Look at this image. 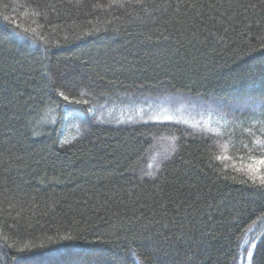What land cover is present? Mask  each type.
<instances>
[{
  "label": "trees",
  "instance_id": "obj_1",
  "mask_svg": "<svg viewBox=\"0 0 264 264\" xmlns=\"http://www.w3.org/2000/svg\"><path fill=\"white\" fill-rule=\"evenodd\" d=\"M159 96L264 103V0H0V264H236L264 223L260 127L220 145L92 115L61 142L66 112Z\"/></svg>",
  "mask_w": 264,
  "mask_h": 264
},
{
  "label": "rangeland",
  "instance_id": "obj_2",
  "mask_svg": "<svg viewBox=\"0 0 264 264\" xmlns=\"http://www.w3.org/2000/svg\"><path fill=\"white\" fill-rule=\"evenodd\" d=\"M249 100L250 99L245 97L240 106L230 105L227 107L226 113H224L221 106L197 105L189 99L178 97L171 98L168 96H159L158 98L139 97L135 99L132 97H120L116 101H113L112 104L116 106L109 110L104 107H97L94 112H88L86 114L72 111L66 112L61 131L68 137L65 138V135L61 138V142L64 144L66 141L70 140L69 137L74 139L78 136L92 120V115H94V122L99 125L114 126L119 124L129 127L135 124L148 122L180 124L182 127L186 128L185 131H188L194 136L204 138L212 136L220 145H224L226 142L225 140L230 141L229 136L233 135L236 130H239L241 125H246L253 129L260 127L263 134L262 136H264V103H261L259 106H251L250 103L247 104ZM204 110H206L207 113L204 114ZM246 114H248L247 117L249 119L242 116ZM248 133L249 135H253V133L245 131L246 135H248ZM163 141L165 144L162 145L158 143L154 146V150H152V153L156 151V161L155 158L153 159L154 164L166 159L170 152H172L171 142L167 143V141ZM253 143L254 148L260 149L261 151L255 154L252 160L254 159L256 161V168L263 170L264 165H261L260 161L264 160V140L259 142L254 140ZM233 145L234 147L239 146L238 148H246L234 141L231 147L229 146L230 151L234 149ZM153 168L156 169L155 166ZM146 169L149 170L147 167ZM143 173L147 172L143 171ZM260 227L263 228L264 223L259 222L253 226L240 241V251L237 255L236 264H251L254 248L260 242L261 236L256 232ZM52 258L54 259L46 263L43 262V264H77L73 261L70 262L69 257L67 258L65 255L59 257L52 256ZM134 264L139 263L135 260Z\"/></svg>",
  "mask_w": 264,
  "mask_h": 264
},
{
  "label": "snow or ice",
  "instance_id": "obj_3",
  "mask_svg": "<svg viewBox=\"0 0 264 264\" xmlns=\"http://www.w3.org/2000/svg\"><path fill=\"white\" fill-rule=\"evenodd\" d=\"M260 164H261V165H264V160H261V161H260ZM250 255H251V254H250Z\"/></svg>",
  "mask_w": 264,
  "mask_h": 264
},
{
  "label": "bare ground",
  "instance_id": "obj_4",
  "mask_svg": "<svg viewBox=\"0 0 264 264\" xmlns=\"http://www.w3.org/2000/svg\"><path fill=\"white\" fill-rule=\"evenodd\" d=\"M65 116V115H64ZM177 127V126H176ZM179 128V127H178Z\"/></svg>",
  "mask_w": 264,
  "mask_h": 264
}]
</instances>
